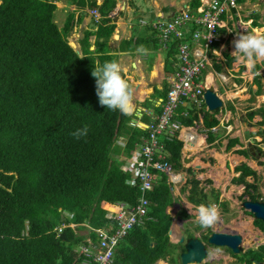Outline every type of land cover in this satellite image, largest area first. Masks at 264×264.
<instances>
[{
    "label": "trees",
    "instance_id": "obj_1",
    "mask_svg": "<svg viewBox=\"0 0 264 264\" xmlns=\"http://www.w3.org/2000/svg\"><path fill=\"white\" fill-rule=\"evenodd\" d=\"M55 1L0 0V264H84L88 258L85 248L98 242L95 230L100 227L110 230L114 223V219L106 217L104 202L136 206L141 198L146 200L148 218L145 214L143 223L130 228L118 243L114 264H134L128 259L154 264L158 258L169 257L173 262L171 253L175 246L169 242L167 233L172 216L163 211L170 202L166 176L161 174L160 182L142 194L125 168L132 150L147 137V130L131 121L133 113L125 115L102 106L91 75L95 65L117 61L109 44L115 28L109 13L117 2L62 0L74 3L76 9L69 10L58 26L54 20L58 8ZM199 4L200 0H193L190 10ZM202 7L209 9L206 3ZM91 9L100 13V21L92 18L90 27L82 29L76 50L68 36ZM75 10L79 11L77 16ZM190 10L187 13L191 19L179 28L183 30L191 23L194 31L205 30L195 21L203 12ZM227 13L222 12L221 18ZM151 33L155 31L151 29ZM152 37V47L158 48L157 37ZM177 54L178 45L172 50L171 61L177 60ZM171 61L165 63L164 69L173 75L174 68L173 73L168 71ZM122 75L126 79L124 72ZM253 82L257 89L252 95L262 91L258 74ZM165 86L162 98L169 82ZM153 107L160 112V104L159 109L155 104ZM250 113H261L264 120L262 108ZM180 116L178 113L177 118L185 120L186 125L197 119L193 110L187 117ZM213 123L214 118L204 112L208 142L214 138L210 131ZM84 125L88 126L87 135L75 139L72 133ZM169 137H158L162 143L159 152L177 170L181 142L175 133ZM253 151L258 157L264 156V150L257 145L238 150L246 158H253ZM235 170L239 175L233 181L244 184L243 194L250 200L261 199L260 175L256 170L244 162ZM202 196L199 202L209 203L206 195ZM218 197L216 190L212 198L226 210V203ZM179 214L188 215L185 210ZM254 223L264 231L260 219L254 218ZM185 233L187 238L193 236L192 230L185 229ZM211 233L203 239L207 241ZM233 254L244 264H264V244Z\"/></svg>",
    "mask_w": 264,
    "mask_h": 264
},
{
    "label": "crops",
    "instance_id": "obj_2",
    "mask_svg": "<svg viewBox=\"0 0 264 264\" xmlns=\"http://www.w3.org/2000/svg\"><path fill=\"white\" fill-rule=\"evenodd\" d=\"M142 1L144 4L138 5L136 0H116V5L118 4L119 6H115L113 11H111L112 14H110L111 12L109 13V16L114 18L113 22L115 23L114 32L109 44L112 50H114L117 61L121 64L126 79L134 91L136 106L135 110L132 112L133 117L131 121L139 126L145 127L151 122L152 118H156V114L159 111L156 112L153 106L155 104V106H158L157 109H159L158 103L162 95H164L162 92L163 90L164 92L166 91L165 84L168 86L169 78L172 76L164 69L165 63L170 64L172 50H176L177 45L179 46V44L184 43L189 45L190 50L202 49L204 47V42L202 39L199 41L194 40L193 31L195 26L194 24L188 23V25L184 27L183 35L180 38L172 37L164 47L161 45L162 41L159 40V47L154 49L152 47L153 37L151 33L152 28L150 27L151 23L158 18L169 20L179 12L190 10L193 0ZM97 3L100 4L101 1L98 2L97 0ZM202 3H206L205 0H200V4L196 9L190 11L198 10L202 6ZM236 5L235 8H230L222 19L223 26L220 28L223 29L219 32V40L214 43H217L213 47L215 52L210 57V65L204 70L205 89L212 90L221 100L222 105L210 109L203 97L204 100L199 105L188 100V102H183L176 110L175 114L178 116V113H180V117L189 116L190 110H193L197 114V119L194 120L192 125H186L184 123L186 122L185 120H179L180 118L178 119L176 116V119L180 122V126L174 133L181 142V161L180 167L177 170L172 167L171 169L179 175L178 180H171L169 175L163 172L157 173L153 180L152 186H154L157 181L160 182L159 177L161 174H164L166 176V182L169 184L170 202L164 206L165 209H163V211L165 215L169 214L172 217L179 215L182 210V208L178 209L179 206L175 213L167 212L168 208L177 202V199H185L188 204L191 206L195 205L196 208L201 204L209 205L210 203L199 202L203 197L202 195H206L207 202L210 201V197L206 191L209 189V186L206 185L204 189L201 185L203 181L201 177H209V175L213 174V170L216 167L220 166L226 171L231 168L234 172V176L230 178L232 181L234 178L238 177L239 171H236L235 168L241 163L244 162L249 166L247 160L250 159L252 161L258 160L259 164H262L264 156L258 157L253 151L251 154L255 156L253 158H246L239 153L238 150L246 149L252 145H257L262 151L264 150L263 117L261 113H250L252 110L258 108L264 110V63L258 62L252 67L247 61H242L233 53V41L237 38V34H246L254 31L264 32V0H246L243 3H237L236 1ZM91 10L89 14L83 18L82 23L77 25L79 28L81 27L83 29L90 27V21L94 18ZM97 14L99 23L101 15L99 12ZM95 28L96 26H94L93 29ZM200 33L201 35L203 34V32ZM154 36L155 38L157 37L156 33ZM177 40L179 42H177ZM119 47L124 50L121 51ZM92 48L93 46H90V49ZM171 62L172 64L169 65L170 69L168 71L174 68L173 59ZM171 73H173V70ZM257 74L262 83V91L252 95V92H255L257 89V85L253 82V78ZM220 75L223 79L220 78ZM182 105L183 108H180ZM204 112L209 113V115L214 118L213 127L210 130L213 133L212 136H214L211 142L207 141L208 134L206 130L208 127L203 124ZM199 130L203 132L201 133L202 135H200L203 142L205 141L209 146L206 151L208 153V158L205 160H196V157H193L195 152L194 147L198 145H196V142H193L192 139H189L192 133L197 137L200 134ZM161 135H165L168 139L170 138L166 133ZM255 138H258L259 142H256ZM232 139L234 140L233 143L230 142ZM160 144L162 143L160 142ZM254 150L257 151V149ZM203 157H205L204 154ZM199 160L201 161L199 162ZM208 182H210V180ZM215 191V189H212V194ZM144 193L145 192H142V194ZM243 193L242 195H244ZM213 204H217L214 199ZM110 206L113 207L112 204H110ZM163 215H160V218H162ZM173 220L175 221L173 218L170 226L173 224ZM98 229L104 228L100 227ZM169 229L167 232L169 242L174 244L169 234L173 233V231L172 229L169 231ZM127 233L128 232H125L123 236L118 239L115 248ZM162 237L163 235L158 236L159 239ZM179 242L180 239L177 243ZM158 260L161 259L158 258ZM130 261H134V264H140L138 259H128V262ZM112 264H114V258Z\"/></svg>",
    "mask_w": 264,
    "mask_h": 264
},
{
    "label": "built area",
    "instance_id": "obj_3",
    "mask_svg": "<svg viewBox=\"0 0 264 264\" xmlns=\"http://www.w3.org/2000/svg\"><path fill=\"white\" fill-rule=\"evenodd\" d=\"M206 4L209 9L204 10L201 6L203 10L199 12L203 14L195 17V21L202 24L205 30L196 29L193 34L195 41L203 40L204 47L190 50L188 44H179L177 60L173 64L174 73L169 78V88L165 97L159 101L160 112L145 126L147 137L128 158L132 168L130 169L128 161L126 163L125 168L130 174V181L139 183L142 192L152 188L156 171L170 170V164L159 152L161 144L158 137L163 133L172 135L179 129L180 122L175 118V113L183 102L191 100L199 105L204 100L203 93L206 86L204 70L210 65V57L215 52L214 43L219 40L218 29L223 26L220 14L237 6L235 0H208ZM91 13L95 21H98L97 10L92 9ZM189 19L191 16L187 11H182L169 20L158 18L151 23V26L158 31L165 46V42L172 37L180 38L183 35L184 31L179 27ZM200 32L203 34L201 35ZM140 201L141 203L136 206L116 204V211L107 214L108 218L114 219V223L110 230L98 228L95 230L98 233V242L85 248L88 258L84 264H112L118 239L134 225L143 223L142 217L146 214L144 206L146 200L141 198Z\"/></svg>",
    "mask_w": 264,
    "mask_h": 264
},
{
    "label": "rangeland",
    "instance_id": "obj_4",
    "mask_svg": "<svg viewBox=\"0 0 264 264\" xmlns=\"http://www.w3.org/2000/svg\"><path fill=\"white\" fill-rule=\"evenodd\" d=\"M102 1V0H98ZM138 5H143L144 2L142 0H136ZM204 1V0H203ZM208 0H205L207 2ZM57 5V10L54 12L55 21L57 22L58 26H61L63 23V20L69 10L76 9V5L74 3H66L62 0H56L55 1ZM119 6L118 4L116 5ZM199 11H202L203 8H199ZM79 11L75 10V15L77 16ZM112 14V12L110 13ZM110 17V16H109ZM113 18V17H111ZM156 33L158 41L161 40L159 37L158 31L153 27L150 26ZM82 28L77 26L74 27L72 33L68 36L69 42H74L76 44V49H79L78 40L80 38ZM154 35V34H152ZM160 38V39H159ZM168 41L165 42L167 44ZM160 45V43H159ZM162 47H164V42H161ZM220 78L222 76L220 75ZM225 102V101H224ZM243 113V112H242ZM221 114V112H220ZM201 128V127H200ZM199 133H203L199 130ZM199 134V135H200ZM193 135V134H192ZM202 135V134H201ZM193 137V136H192ZM198 138H201L200 136ZM199 141V139H194ZM256 142H259L258 138H255ZM203 145H198L197 147H194L195 152L194 156L196 157V160L201 159L205 160L208 158V153L206 152L209 146L204 141L202 143ZM264 145V144H263ZM207 153V154H206ZM203 154L205 157H203ZM198 158V159H197ZM199 160V162L201 161ZM249 162V166L253 167L257 174L260 175V179L258 180V187L259 191L262 194L261 199L256 200L258 202L264 201V158L262 161V164H259V161L257 160H247ZM130 159L128 160V163H130ZM215 167V165L213 164ZM132 168V165L130 163V169ZM213 174L209 175V177H201L202 186L204 189L206 188V185L209 186V189L206 190L207 194L210 197V204H213V198H212V189H215L219 192V201H223L226 203L227 209L223 211V206L221 204H218L217 206L220 209V220L214 227L209 228H201L197 224H195L194 217L196 214V206H191L188 204L185 199H177L170 208H168L167 212L175 213V211L179 208H182V210H185L186 216H183V214L175 215L172 217L173 224L169 226L170 229H172L173 233H169L170 239L173 240L175 247L173 248V251L171 253V256L173 257L174 261H170V257L166 259H162L157 261L155 264H244L242 262L238 261V258L233 254L234 252H231L227 246H219L214 244H208L207 241L203 239V236L208 234L209 231L212 232H226V233H236L239 234L242 238L241 242L238 244L239 252L238 254L245 251L249 247H257L259 245L264 244V231L259 229L256 224L254 223V217L252 216L251 212L244 206L243 201L249 199L248 195H242L244 191L243 183L236 184L234 181L230 180L231 176H234L233 170L230 168L227 171L218 166L213 170ZM170 179L173 181L178 180V174L173 170H167L166 172ZM248 181H251V177H247ZM207 180H210V182H206ZM230 180V181H229ZM185 202V203H183ZM110 204L108 202H104L103 206L107 209V214H111L112 212L116 211L115 204L113 205V208H110ZM169 229V231H170ZM186 230H192L193 236L198 238L205 246L206 248V256L200 263H190L187 261L186 256L184 255L186 253V249L184 245L187 241V236L185 233ZM83 234L87 233V230L81 231ZM259 233V234H258ZM210 235V234H209ZM208 235V237H209ZM191 238V237H190ZM180 239L179 244L177 245V241ZM208 239V238H207ZM153 244V243H152ZM235 253V254H237Z\"/></svg>",
    "mask_w": 264,
    "mask_h": 264
},
{
    "label": "clouds",
    "instance_id": "obj_5",
    "mask_svg": "<svg viewBox=\"0 0 264 264\" xmlns=\"http://www.w3.org/2000/svg\"><path fill=\"white\" fill-rule=\"evenodd\" d=\"M233 45V53L242 61H247L252 67L258 62L264 63V32L254 31L246 34H237ZM122 72L121 64L116 60H110L105 61L102 65H95L91 75L95 78L99 103L110 110H118L122 114L127 115L135 110V96L131 85L124 78ZM87 133L88 126L84 125L82 128L76 129L72 136L75 139H80L86 136ZM160 172L156 171V174ZM219 220L220 209L216 204H201L196 209L193 222L201 228H209L214 227Z\"/></svg>",
    "mask_w": 264,
    "mask_h": 264
},
{
    "label": "water",
    "instance_id": "obj_6",
    "mask_svg": "<svg viewBox=\"0 0 264 264\" xmlns=\"http://www.w3.org/2000/svg\"><path fill=\"white\" fill-rule=\"evenodd\" d=\"M70 45L76 49V44L72 41L69 42ZM77 50V49H76ZM203 97L205 99L208 108L214 109L222 105L221 100L215 95V93L210 89H205ZM244 206L251 212L254 218H258L262 221L264 225V201H251L246 200L243 202ZM242 238L236 233H226V232H212L207 239L208 244H214L219 246H227L232 250V252H239L238 244L241 242ZM186 253V259L190 263H200L206 256V248L204 244L196 237L188 238L186 243L183 244Z\"/></svg>",
    "mask_w": 264,
    "mask_h": 264
},
{
    "label": "bare ground",
    "instance_id": "obj_7",
    "mask_svg": "<svg viewBox=\"0 0 264 264\" xmlns=\"http://www.w3.org/2000/svg\"><path fill=\"white\" fill-rule=\"evenodd\" d=\"M141 75V74H140ZM156 77V76H155ZM160 77V76H159ZM140 82V81H139ZM195 132V131H194ZM193 134V135H192ZM191 134V136H190V139H192L193 140V137H194V139H196V138H198L200 135H198L197 137H195L194 135V133H192ZM193 136V137H192ZM201 137V136H200ZM199 139V141H197V140H193V142H196V145H203L202 143H203V140H202V137L201 138H198ZM198 159V158H197ZM148 218V217H147ZM150 218H154V217H150ZM259 234V233H258ZM157 261H159V260H157ZM157 261L155 262V263H157ZM154 263V264H155Z\"/></svg>",
    "mask_w": 264,
    "mask_h": 264
}]
</instances>
